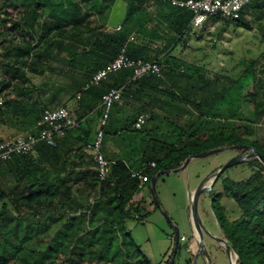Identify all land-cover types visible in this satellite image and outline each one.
<instances>
[{"label":"trees","instance_id":"1","mask_svg":"<svg viewBox=\"0 0 264 264\" xmlns=\"http://www.w3.org/2000/svg\"><path fill=\"white\" fill-rule=\"evenodd\" d=\"M116 1L0 0V69L7 73L0 77V126L16 130L11 136L37 131L36 122L52 99L40 93L55 88L29 84L28 73L51 78L49 73L81 72L73 83V93L80 92L74 113L87 120L101 114L102 94L132 74L122 69L82 88L121 46L132 57L164 65L161 77L137 79L123 95L146 98L138 110L149 118L140 128L133 127L135 118L115 125L109 115L103 152L117 162L105 179H99L85 149L92 139L83 126L57 137L54 145L39 143L32 154L0 160V264H141L139 247L125 228L127 219L144 216L134 201L142 188L131 169H142L150 185L153 174L178 168L189 155L212 148L252 145L264 155L255 137L264 116V50L237 76L216 72L207 77L203 66L171 53L185 41L190 11L169 0H123L122 13L111 25ZM250 7L264 16V0H251ZM244 16L245 9L235 20L249 28ZM68 136L71 142L65 141ZM136 140L139 156L128 148ZM116 142L117 152L111 147ZM244 162L251 174L235 181L224 175L226 168L212 185L220 184L218 192L210 191L212 204L218 206L236 263L264 264V165L258 158ZM223 196L235 199L239 216L229 218Z\"/></svg>","mask_w":264,"mask_h":264},{"label":"rangeland","instance_id":"2","mask_svg":"<svg viewBox=\"0 0 264 264\" xmlns=\"http://www.w3.org/2000/svg\"><path fill=\"white\" fill-rule=\"evenodd\" d=\"M123 4V0L115 2L112 14L113 18L109 24L113 25L116 22L115 15L119 16L122 13ZM213 19L212 17L206 21L205 27L203 26L204 29L200 32L190 33L188 44L183 45L182 43H178L171 53L177 58L203 66L207 77H212L216 72L237 76L245 68L246 61L256 58L264 50V16L254 11L250 7V3H248L245 6V16L243 19L244 22L249 23V28L238 24L236 20L226 21L223 17L217 20ZM158 46L160 47V45ZM54 66L62 67V63L54 62ZM162 66L164 67V65ZM63 69L66 68L63 66ZM5 74L7 73L0 69V77L5 76ZM27 75L30 77L29 84L37 86L39 84L44 86L43 82L45 85L54 84V89H50V86H47V89L40 94H44L46 97L52 96L53 100H55L54 105L62 103V100L67 101V106L74 111L77 103L75 101L77 100L76 96L80 92L76 91L73 93V83L76 78L81 77V72L73 71L70 73V76L65 73H49L51 78L31 73ZM152 96H154L153 93ZM145 99L144 97H140L134 101V99L127 97L126 100V97L123 96V98L112 105L110 114H113L115 110L118 115H123L125 119L120 124H124L126 120L132 117L134 108H131V106L134 104L138 107V102ZM123 101H128L125 107ZM48 102L50 101H47V104L50 106L52 103ZM124 108L125 110L122 114ZM250 112V110L246 112L247 116L250 115ZM97 117L96 113L90 114L88 120L82 121V126L87 122L94 123L96 121V126L94 125V127H97ZM94 133L95 131L92 137ZM149 135L147 137H150ZM255 137L264 146V116L256 124ZM140 147V141L129 142L128 148L132 149L135 156H139L142 153ZM238 152V149H227L208 156L192 158L181 171L160 174L156 182L157 208H154L155 203L148 205L141 211L144 214L143 219L132 217L127 219L125 223L126 231L130 233L135 243L139 245L141 264H167V261L170 260L169 257L174 247V234L167 217L172 221L173 225L178 227L180 236H184L185 238V240L180 241L174 264H193L199 247L197 249L194 248L196 246V236L194 237L192 234L190 225L191 199L189 193H192L191 188L197 180H199V183L204 177L216 171L219 168L217 166L225 163ZM213 169L214 171H212ZM251 172L252 169L242 161L227 167L224 175L235 181H240L246 179ZM219 185V183H216L213 186L214 193L219 191ZM145 188H143L144 193L146 195L150 194L152 200L151 190L148 191ZM214 193H210V191L204 192L198 198L197 208L204 227L205 250L197 256L196 264H210L209 262L211 264H231L230 257L225 251L226 245L223 246L216 239L223 237L224 233L222 232V224L219 222L218 206L215 201L212 204L213 199L211 194ZM220 202L227 209L230 219L239 216L240 212L235 204V199L223 196ZM189 244L193 247L189 246ZM231 252H233V249H231ZM141 259L146 261H142ZM79 264L87 263L80 262Z\"/></svg>","mask_w":264,"mask_h":264},{"label":"built area","instance_id":"3","mask_svg":"<svg viewBox=\"0 0 264 264\" xmlns=\"http://www.w3.org/2000/svg\"><path fill=\"white\" fill-rule=\"evenodd\" d=\"M173 5L186 9L192 13L187 34L198 33L205 27V22L212 17H223L229 20L238 19L242 10L251 0H169ZM204 26V27H203ZM120 26H117L119 29ZM131 35L129 40H133ZM122 69H130L131 76L122 84L111 87L102 94L100 100L101 114L98 118V124L92 138L87 145V152L91 155L99 179L103 180L109 173L111 165L116 164L117 159H109L103 152L104 129L112 105L120 100L129 89V85L137 79L148 76L161 77L163 74L162 64L154 59H144L143 57H132L127 53L125 45L121 46L117 54L108 61L103 67L97 69L88 79L83 89L98 84L106 80L111 73ZM79 97V95H78ZM149 118L147 112H139L133 123L134 128H140ZM83 119H79L74 111L60 105L56 108H46L41 113L36 122V132L26 134H17L10 136L0 142V160L10 159L14 155L32 154L39 143L54 145L57 137L65 135L69 130L78 129ZM154 166V162L151 163ZM131 176L138 180L139 187L142 189L147 186L149 176L142 169H131ZM180 236V240H184ZM225 246V242H221ZM237 253L233 250L230 255L231 264H235Z\"/></svg>","mask_w":264,"mask_h":264},{"label":"water","instance_id":"4","mask_svg":"<svg viewBox=\"0 0 264 264\" xmlns=\"http://www.w3.org/2000/svg\"><path fill=\"white\" fill-rule=\"evenodd\" d=\"M227 149H238L239 152L237 154H235L233 157H231L228 161L221 164L216 171H214V172L210 173L208 176L204 177L198 183L197 187L194 190H192V193H190V199H191V214H190L191 224L190 225L192 228V234L197 237L198 243H199V250L195 254L196 257L194 258L193 264H196L197 256L202 251L205 250V248H204V246H205L204 245V227L201 223V218L199 216L198 208H197L199 196L204 192L211 191L214 181L216 180L218 175L221 172H223L227 167H229L235 163L242 162V161H245V160H248L251 158H258V160L264 165V155L260 151H258L256 148H254L252 145H241V144H234V145H229V146L225 145V146L216 147V148H212L209 150L201 151V152H198L195 154H191L185 159V161L183 162V164L180 167L175 168V169L160 170L158 173L153 174L151 176V179H150L151 195H152V198L154 200V203L158 206L156 182H157L160 174H167V173L174 172V171H181L182 169H184L187 166V164L190 162V160L192 158L208 156L210 154L220 152L223 150H227ZM167 220H168L169 224L172 226L173 234H174V247L172 250V255L170 257V260L167 264H173L174 259L176 257V253L178 251L180 234H179L178 227L173 225L172 221L168 217H167ZM216 239L219 240L220 242L226 243L225 251L228 254V256L230 257L232 248L227 243L225 238L220 237V238H216Z\"/></svg>","mask_w":264,"mask_h":264},{"label":"crops","instance_id":"5","mask_svg":"<svg viewBox=\"0 0 264 264\" xmlns=\"http://www.w3.org/2000/svg\"><path fill=\"white\" fill-rule=\"evenodd\" d=\"M185 39V41L184 40H182V41H180V42H178V43H182L183 45H185V44H188V37H185L184 38ZM187 41V42H186ZM178 43H176V46L178 45ZM158 45L160 44V43H157ZM157 44H153V46H156ZM175 46V47H176ZM159 47V46H158ZM160 48V47H159ZM112 78V79H111ZM110 78V82L112 83L113 82V80H115L114 78V76H112ZM78 95L79 94H77V96H76V98L78 99ZM132 95V93H130V94H128V97H130ZM71 96V95H70ZM126 97V100H127V96H125ZM52 104L49 106H47L46 108H56V107H58V106H60V105H66L67 106V101H64V100H62L63 102L61 103H59V104H57V105H54L53 103H54V101L55 100H53V98L51 99V100H49ZM76 102H77V100H75ZM135 101V100H134ZM145 101V100H144ZM50 102H48V103H50ZM125 102V103H124ZM74 103V102H73ZM143 102L142 101H140V102H138V107H136L134 104L131 106V108H134V111L132 112L133 114H132V117L131 118H136V115L138 114V112L140 111V110H138L139 109V107L141 106V104H142ZM123 104H124V107H125V104L127 105L128 104V101H123ZM76 105H77V103H76ZM122 105V104H121ZM68 107V106H67ZM121 108V107H120ZM124 110H125V108L122 110V114H123V112H124ZM111 112V111H110ZM109 115H110V113H109ZM113 117L115 118V125H118V124H120L121 123V121L123 120V119H125V118H123V115H118L117 113H116V111L114 110L113 111ZM109 117V116H108ZM99 117H97V119H98ZM130 118V119H131ZM129 119V120H130ZM88 120V119H87ZM98 121V120H97ZM127 121L128 120H126L124 123H127ZM93 124V125H92ZM97 124H98V122H97ZM94 125L96 126V121L94 122V123H92V122H87L83 127H88L90 130H91V134H90V136H91V139H92V134H93V132L96 130V127H94ZM81 127H82V124H81ZM95 128V129H94ZM15 134V133H17L16 132V130H14V129H12V128H7L6 126H0V137H2V139H4V138H6L7 136H9V135H11V134ZM69 137L70 136H68V138L66 137L65 138V141L67 142V141H69V142H71L72 141V139L70 138L69 139ZM62 138V137H61ZM60 139V138H59ZM117 144H118V142H116V145L114 144V146L111 144V147H114V151H118V146H117ZM85 149H86V151H87V145L85 146ZM109 153H111V150H109ZM217 167H219V166H217ZM217 167H215V168H217ZM214 168V169H215ZM214 169L212 170V171H214ZM212 171H210V172H212ZM198 181L199 180H197V182L195 183V185L191 188V190H193V189H195V186L197 185V183H198ZM146 188L145 189H147L148 191L150 190V189H148V188H150V185H147V186H145ZM143 190V191H142ZM135 197H134V201H135V203L136 204H138L140 207H141V211L144 209V208H146L148 205H151V204H153V199L151 200V197H150V194L148 195H146L145 193H144V189H142ZM189 195H190V193H189ZM151 202H150V201ZM139 212V214L140 215H144L142 212ZM137 219H139V218H137ZM140 219H143V217H141ZM132 237V236H131ZM194 237H195V235H194ZM223 237L225 238V236L223 235ZM196 238V246L194 247L195 249H197L198 247H199V244H197L198 242V239H197V237H195ZM132 239H133V237H132ZM185 240V239H184ZM225 240H226V238H225ZM133 241H134V239H133ZM180 241H183V240H180ZM180 241H179V244H180ZM227 241V240H226ZM134 243H135V241H134ZM136 244V243H135ZM136 245H138V244H136ZM189 246H191L190 244H189ZM138 247H139V245H138ZM191 247H193V246H191ZM141 252L139 251L138 252V256H139V254H140ZM174 261H175V259H174ZM210 264H211V262H209Z\"/></svg>","mask_w":264,"mask_h":264}]
</instances>
